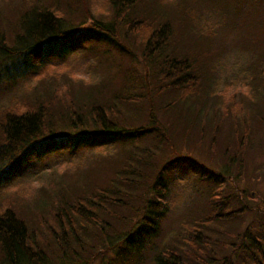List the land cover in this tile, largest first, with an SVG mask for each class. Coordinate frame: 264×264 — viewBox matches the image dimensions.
Instances as JSON below:
<instances>
[{"label": "trees", "instance_id": "trees-1", "mask_svg": "<svg viewBox=\"0 0 264 264\" xmlns=\"http://www.w3.org/2000/svg\"><path fill=\"white\" fill-rule=\"evenodd\" d=\"M108 2L112 9L122 11L125 19L126 16L129 18L125 20L129 21L126 22L128 34L134 36L138 34L135 32L142 30L139 36L142 64L150 65L157 61L158 68L163 64L160 73L154 74L161 82L160 86H156V96L152 94L145 102L146 110L138 111L136 117H126L125 109L119 107L120 100L113 99L115 95L112 98L108 96L112 106L101 103L95 95L93 97L90 92L97 90L96 85L92 89V84H87L90 92H86L81 99L71 97L72 85L64 89L49 86L37 100L38 104L16 103L13 109L10 107L2 111L0 166L5 161L11 162L29 143L42 136L53 135L55 140L63 139L60 135L64 134L63 131H58L62 129L59 123L84 130L85 133L92 125L96 133L94 137L90 134L87 136V133L81 135L83 139L91 141L90 145L82 146L92 154L101 149L111 151L112 143L126 142V145L133 144L135 147L140 139L145 138L154 145L155 150L150 149L143 156H135L124 147L125 150H121L124 161L112 167V175L99 176L95 182L85 185L83 190H75L71 195L72 200H65L51 211V220L44 222L40 219L38 223L41 226L37 225V229H30L31 223L19 213L17 205L3 201L0 206V264H145L147 257H151V264H233V259L239 256H242L244 264H264V224L254 234L246 228L243 234L238 235L242 239L241 243H227L225 238L234 235L233 230L237 231V226L241 227L239 222L250 212L261 215L264 221L263 208L259 205L251 209L245 205L243 198L253 200V194L240 189L238 184L244 180L240 171L244 170L245 149L250 141L247 123L239 124L238 117L245 120L252 118L249 103L245 102L246 107L235 103L226 105L221 115H212L208 119L206 115L199 114V109L194 113H185V108L177 106L178 102L196 101L195 108L204 107L205 114V106L218 108V103L209 97L205 87L198 84L203 73L197 70L202 62L200 58L197 59L199 56L195 50H188L192 53V63L179 57H163V53L169 50L174 31V25L171 26L165 18L171 16V20L178 19L162 10L158 16L162 23L154 21L155 25L151 26L140 21L141 15H131L139 0ZM260 8H264V0L260 5L255 4L254 11ZM30 12L33 13L30 19L18 20L21 32L11 40L27 47L26 58L31 61V66L24 65L28 69L20 67V71L26 73L29 70V75L38 76L41 72L44 77L55 75V66L44 68L39 64L40 59L45 58V62L50 60L48 56L55 49L54 44L67 34L65 27L74 20L67 21L51 8L32 6ZM130 15L135 18L130 20ZM211 16L215 18L216 15L212 12ZM193 19L191 15L185 19V28L190 27V23H196L194 15ZM253 21L260 24L257 20ZM247 24L249 22L245 24L244 31L250 34L246 39L249 42L254 33H251ZM6 36L0 33V54L4 53L2 46ZM247 41L245 44L249 45ZM62 47L66 56L55 61L56 65L65 63L75 52L67 53L66 47ZM168 52H173V49ZM151 77H147L148 83ZM255 79L262 81L257 74ZM116 95L120 98L119 94ZM134 101L141 100L126 95L121 100L124 105L133 103L130 105L136 106ZM155 104L160 109L159 114H156ZM65 116L67 119H64ZM224 119L234 120L230 123L234 137L238 132L241 134L233 141L238 153L235 151L232 155L223 147L226 140L231 142L233 139L223 137ZM127 125L128 129L125 128ZM72 148L74 151L79 149L78 146ZM222 158L225 159V165L214 169L213 164ZM175 160L185 162L186 174L182 177L174 169L168 168ZM234 163L237 164L236 173L230 176L227 173ZM185 176L195 178V181L192 180L195 186H199L197 183L208 185L206 193L199 192V198L203 197L195 204L190 197L182 195L184 190L178 186V178L187 180ZM103 178V182L107 181L108 184L101 186L99 183ZM229 189L233 191L228 192ZM183 204L188 206L183 220L191 222L181 226L177 234L170 232L168 237L164 236L167 216H170L172 208ZM87 235H92V238ZM229 244L232 252L227 251ZM153 247H156L155 250Z\"/></svg>", "mask_w": 264, "mask_h": 264}, {"label": "rangeland", "instance_id": "rangeland-1", "mask_svg": "<svg viewBox=\"0 0 264 264\" xmlns=\"http://www.w3.org/2000/svg\"><path fill=\"white\" fill-rule=\"evenodd\" d=\"M139 2L131 15H141L140 21H145L151 26L155 25L154 21L162 23L158 18L162 10L178 19L171 20V16L165 18L170 21L171 26L174 25L169 47L167 46L169 50L173 49V52L169 53V50H166L167 53H163V57L167 59L179 57L192 63V53L188 50H195L199 56L197 59L200 58L202 62V66L197 70L203 73L198 84L205 87L210 94L209 97L218 103V108L205 106L206 114L204 107L195 108L196 101L178 102V107L185 108V113L190 111L194 113L199 109V114L206 115L208 119L213 117L212 115H221L226 105L231 106L235 103L246 107L245 102L249 103L252 118L245 120L241 116L238 117L239 124L247 123L250 132V141L245 149L244 170L240 171L244 180H240L238 184L240 189L253 194V200L243 198L244 204L251 209L260 205L264 211V87H258L260 84L264 86V8L254 11L255 4L260 5L263 0H139ZM32 6H39L41 9L51 8L56 15L64 16L67 21L74 20L66 25L67 34L65 33V36L54 44L55 49L48 56L50 60L45 62V58L40 59L39 64L44 68L55 66L56 76L44 77L41 72L39 76L29 75V70L26 73L20 71V67L27 68L24 65L31 66V61L26 58L27 47L15 44L11 40L21 32L18 20L24 21L32 17L33 13L30 12ZM212 12L216 15L215 18L211 16ZM131 15L130 20L135 18ZM190 15L191 20L193 15L196 17V23H190V27L184 30L186 29L184 21ZM128 19L127 16L124 18L122 11L112 9L108 0H0V33L7 35L2 46L5 49L4 53L0 54V116L4 109L10 107L13 109L16 103L26 102L35 105L43 92L52 85L57 89L69 88L72 85L71 97L81 99L86 92H90L87 88L89 83L92 84V89L95 85L98 86L97 90L90 93L93 97L97 96L101 103L112 106V100L108 99V96L112 98V95H115L113 99L120 100L119 107L125 109L126 117H136L138 111L146 110L145 102H148L152 94L156 96V86L161 85L154 74L160 73L163 64L160 68L156 65L157 61L150 65L142 64L139 40L142 30L135 32L138 34L134 36L128 34L129 21H125ZM253 20L259 21L260 24L253 23ZM248 22L249 30L254 33L249 42L246 39L250 34L244 31V26ZM93 25L102 30L96 29ZM112 33L115 38L112 37ZM246 41L249 45L245 44ZM63 45L67 53L75 52L65 63L56 65L55 61L66 56L62 52ZM167 54L169 57H166ZM256 74L262 81L255 79ZM149 76L152 77L148 83ZM116 94H119L120 98ZM125 95L141 101H134L136 106L130 105L133 103L124 105L121 100ZM245 110L246 108L244 112ZM159 113L160 109L156 105V114ZM83 118L86 121L85 116ZM233 122L234 120L231 122L224 119L222 129L223 137L233 138L231 142L226 140L223 146L231 155L237 152L233 141L241 136L238 132L234 137L231 127ZM58 125L62 127L58 131H63L64 134H60L63 139L55 140L53 135L42 136L29 143L11 162L5 161L0 166V206L3 201L17 205L19 213L29 220V224L31 223V230L37 229V225L41 226L38 223L40 219L44 222L51 220L52 218L49 219L53 215L51 211L56 210L65 200H72L71 195L75 190H83L85 185L95 182L99 176L112 175V167L121 165L124 161L125 156L121 151L124 147L131 150L135 156H143L144 152L150 149L155 150L154 145L145 138L140 139L135 147L133 144L126 145V142L112 143L110 149L112 152L101 149L92 154L82 146L90 145L91 141L81 136L87 133V136L90 134L94 137L93 134L96 133L92 125L86 133L84 130L62 126L61 123ZM128 127L127 125L125 128ZM76 146L79 149L74 151L72 147ZM220 165H225V159L222 158L213 164V167L220 169L217 167ZM236 166L234 163L227 174L234 176ZM185 178L187 180L178 178L180 182L178 186L184 190L182 195L185 198L190 197L195 204L203 197L199 198V192L206 193L208 185L197 183L199 186H195L192 182L195 178L191 176ZM104 180L100 179L99 185L106 184L107 181L103 182ZM232 191L233 189L228 190ZM187 207L183 204L172 208L170 216L166 219L164 236L168 237L170 232L177 234L181 231V226L191 222L183 220ZM245 216L239 222L241 227L237 226V231L233 230L234 235L225 237L227 243L237 241L241 243L242 239L238 235L243 234L246 228L250 229L252 234L262 229L261 224H264V221L261 220V215L253 211ZM87 236L92 238V235ZM38 239L36 238L41 243ZM230 247L231 244L228 246V252H232ZM155 248L153 247V250ZM150 259L151 257H147L145 264H151ZM233 264H244L242 256L233 259Z\"/></svg>", "mask_w": 264, "mask_h": 264}, {"label": "snow or ice", "instance_id": "snow-or-ice-1", "mask_svg": "<svg viewBox=\"0 0 264 264\" xmlns=\"http://www.w3.org/2000/svg\"><path fill=\"white\" fill-rule=\"evenodd\" d=\"M184 164H185L184 161L175 160L171 164L168 165V168L169 169H174L177 172L178 176L182 177L183 175L186 174V170L184 168ZM165 170L167 171L168 169H165Z\"/></svg>", "mask_w": 264, "mask_h": 264}]
</instances>
